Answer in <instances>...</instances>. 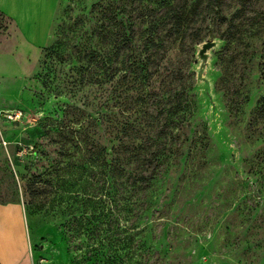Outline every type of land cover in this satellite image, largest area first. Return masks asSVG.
Masks as SVG:
<instances>
[{
	"label": "rangeland",
	"instance_id": "374dc122",
	"mask_svg": "<svg viewBox=\"0 0 264 264\" xmlns=\"http://www.w3.org/2000/svg\"><path fill=\"white\" fill-rule=\"evenodd\" d=\"M11 26L0 207L21 218L0 213V264H264V0H58L42 49ZM120 142L160 152L149 187L132 163L110 186ZM39 174L62 195L32 211Z\"/></svg>",
	"mask_w": 264,
	"mask_h": 264
},
{
	"label": "trees",
	"instance_id": "16d2710c",
	"mask_svg": "<svg viewBox=\"0 0 264 264\" xmlns=\"http://www.w3.org/2000/svg\"><path fill=\"white\" fill-rule=\"evenodd\" d=\"M210 6L212 8L217 5L216 3L210 2ZM178 109H181L183 106V103L179 101L178 103ZM262 108H264V98L261 105ZM126 130V129H123ZM140 148L144 152H146L147 148L146 146H137L136 147H130L125 142H120L119 145L113 146L111 148L112 153L114 156L110 157V186L111 184L115 183V179L121 176L122 173L125 172L126 165H130V163L133 164V167L130 170L129 177L131 178V186L133 190L135 189H144L150 186V182L155 179L154 175L150 173L149 175H144L142 173L147 170V166L150 165L151 161L153 159H159L160 152L159 151H153L149 153L148 155H143L141 158L140 156ZM143 152V153H144ZM125 168V169H124ZM50 183H47L45 180V174H39V175H33L30 180L27 181L26 184V195L28 197L27 200V206L32 209L41 210L42 203L46 201L48 197H50L51 194H54L53 198L60 197L62 195V191L59 189H48ZM114 186V185H112ZM117 189H110V202L116 203V199L114 194V191ZM55 192V193H54ZM113 210L110 209V237L114 236L113 233H116L117 231L121 230V226H115L114 220H113ZM109 230V229H108Z\"/></svg>",
	"mask_w": 264,
	"mask_h": 264
},
{
	"label": "crops",
	"instance_id": "0c3cea01",
	"mask_svg": "<svg viewBox=\"0 0 264 264\" xmlns=\"http://www.w3.org/2000/svg\"><path fill=\"white\" fill-rule=\"evenodd\" d=\"M57 2L58 0H0V13L12 21L10 40H14L13 36L16 35V46L19 43L38 49L47 46L54 26ZM2 53L0 48V57ZM4 54L7 56L8 52L4 51ZM18 208L17 205L0 207V213L9 211L19 222L21 215ZM14 219H10L8 215L6 221L9 224Z\"/></svg>",
	"mask_w": 264,
	"mask_h": 264
},
{
	"label": "water",
	"instance_id": "95a60500",
	"mask_svg": "<svg viewBox=\"0 0 264 264\" xmlns=\"http://www.w3.org/2000/svg\"><path fill=\"white\" fill-rule=\"evenodd\" d=\"M213 45V43H211L210 42V44L209 43H204V45H203V47H202V49H201V51H200V55L201 56H206V51L208 50V49H210V47Z\"/></svg>",
	"mask_w": 264,
	"mask_h": 264
}]
</instances>
